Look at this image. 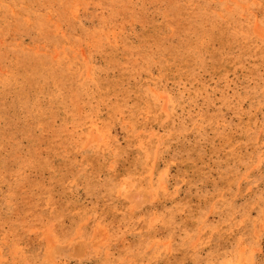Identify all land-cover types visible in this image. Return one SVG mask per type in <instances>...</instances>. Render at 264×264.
<instances>
[{"label":"rangeland","instance_id":"374dc122","mask_svg":"<svg viewBox=\"0 0 264 264\" xmlns=\"http://www.w3.org/2000/svg\"><path fill=\"white\" fill-rule=\"evenodd\" d=\"M0 264H264V0H0Z\"/></svg>","mask_w":264,"mask_h":264}]
</instances>
